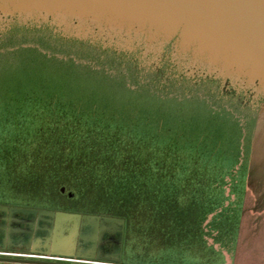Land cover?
<instances>
[{"label":"water","instance_id":"water-1","mask_svg":"<svg viewBox=\"0 0 264 264\" xmlns=\"http://www.w3.org/2000/svg\"><path fill=\"white\" fill-rule=\"evenodd\" d=\"M0 132L231 159L264 140V0H0ZM124 230L0 204L1 251L123 264Z\"/></svg>","mask_w":264,"mask_h":264},{"label":"rangeland","instance_id":"rangeland-1","mask_svg":"<svg viewBox=\"0 0 264 264\" xmlns=\"http://www.w3.org/2000/svg\"><path fill=\"white\" fill-rule=\"evenodd\" d=\"M0 204L123 218V264H264V140L183 159L0 132Z\"/></svg>","mask_w":264,"mask_h":264},{"label":"built area","instance_id":"built-area-1","mask_svg":"<svg viewBox=\"0 0 264 264\" xmlns=\"http://www.w3.org/2000/svg\"><path fill=\"white\" fill-rule=\"evenodd\" d=\"M0 256L4 257H17V258H30V259H42V260H52V261H59V262H68V263H75V264H106L96 261L90 260H81V259H73V258H57V257H45L39 256L29 253H17V252H7L0 250Z\"/></svg>","mask_w":264,"mask_h":264},{"label":"trees","instance_id":"trees-1","mask_svg":"<svg viewBox=\"0 0 264 264\" xmlns=\"http://www.w3.org/2000/svg\"><path fill=\"white\" fill-rule=\"evenodd\" d=\"M79 75H81V74H79ZM71 79V78H70ZM61 81V80H60ZM66 81V80H65ZM77 83H80L81 81H76ZM62 84H65L64 82L62 83ZM215 145L217 146V150L213 153V154H215V156H217L218 154H219V149H220V146H221V142H222V140H227L228 139V137L226 136V132L224 131L223 133H218V135H216L215 137ZM218 138V139H217ZM232 138H234V136L232 137ZM221 140V141H220ZM237 152H236V154H235V156H237ZM125 220V219H124Z\"/></svg>","mask_w":264,"mask_h":264},{"label":"flooded vegetation","instance_id":"flooded-vegetation-1","mask_svg":"<svg viewBox=\"0 0 264 264\" xmlns=\"http://www.w3.org/2000/svg\"><path fill=\"white\" fill-rule=\"evenodd\" d=\"M62 192H64V191H62ZM69 195V197H71L72 195H71V193H69L68 194ZM3 205H8V204H3ZM12 206H17V205H12ZM23 207H25V206H23ZM29 208H37V207H29ZM38 209H46V208H38ZM49 210H54V209H49ZM72 212V211H71ZM78 213H81V212H78ZM91 214V213H90ZM98 215H100V214H98ZM107 216H109V215H107ZM124 232H125V230H124ZM112 247V245H107L106 246V248H105V250H108V249H110ZM123 247H124V238H123ZM122 255H123V251H122ZM73 259H76V258H73ZM82 260V259H81Z\"/></svg>","mask_w":264,"mask_h":264}]
</instances>
